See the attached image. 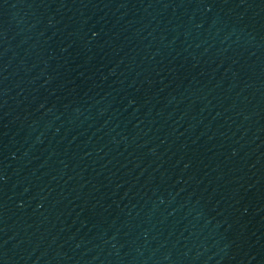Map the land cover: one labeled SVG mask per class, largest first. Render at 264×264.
<instances>
[{
	"label": "water",
	"instance_id": "obj_1",
	"mask_svg": "<svg viewBox=\"0 0 264 264\" xmlns=\"http://www.w3.org/2000/svg\"><path fill=\"white\" fill-rule=\"evenodd\" d=\"M0 264H264V0H0Z\"/></svg>",
	"mask_w": 264,
	"mask_h": 264
}]
</instances>
